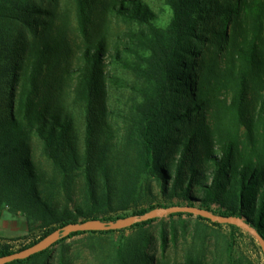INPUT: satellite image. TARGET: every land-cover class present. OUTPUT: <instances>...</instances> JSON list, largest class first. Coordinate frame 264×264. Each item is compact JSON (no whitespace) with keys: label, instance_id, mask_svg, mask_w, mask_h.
I'll list each match as a JSON object with an SVG mask.
<instances>
[{"label":"trees","instance_id":"obj_1","mask_svg":"<svg viewBox=\"0 0 264 264\" xmlns=\"http://www.w3.org/2000/svg\"><path fill=\"white\" fill-rule=\"evenodd\" d=\"M162 1L164 27L147 0H0V216L41 232L17 252L80 220L175 207L264 240V0ZM114 20L136 29L114 37ZM239 237L172 213L9 264H75L72 239L88 264H255Z\"/></svg>","mask_w":264,"mask_h":264},{"label":"rangeland","instance_id":"obj_2","mask_svg":"<svg viewBox=\"0 0 264 264\" xmlns=\"http://www.w3.org/2000/svg\"><path fill=\"white\" fill-rule=\"evenodd\" d=\"M147 2L149 3L152 10L157 14L159 18V24L163 27L166 26L170 21L171 12L166 7L164 2L162 0H147ZM208 3L210 2L208 1ZM226 3V0H219V6H224L225 8L226 5L224 4ZM211 7L213 8L215 6L211 5ZM223 15L224 13H221L222 17ZM222 19L223 18L221 17L216 18L213 14L212 20H208L206 27L204 28L205 37L208 39H214L217 37L218 32L222 30ZM130 29H136V26H131L130 24L124 23L121 20H114L113 25L111 26V31L114 37H118L119 35L128 32ZM209 49H211V45H209ZM118 75L131 80V78L125 72H118ZM121 93L124 94L125 92ZM143 208H147V204H145ZM130 214L131 213L128 215ZM116 216L118 215H113V217ZM168 216L169 215H166L160 218L166 219ZM239 228L243 233V237H239V248H236L238 253L248 256L255 264H264V251L259 240L248 230L242 227ZM126 234H129V232ZM40 236L41 232L39 230L28 229L26 225V218L23 215L13 213L8 211V209H5L0 216V246H10L13 251L17 252L23 247L31 245ZM68 243L70 244L72 253L77 254L81 252V256L75 260V264H88L87 249L84 246L78 244L77 240L75 239L69 240ZM178 258L181 259V254Z\"/></svg>","mask_w":264,"mask_h":264},{"label":"water","instance_id":"obj_3","mask_svg":"<svg viewBox=\"0 0 264 264\" xmlns=\"http://www.w3.org/2000/svg\"><path fill=\"white\" fill-rule=\"evenodd\" d=\"M172 213H187L193 214L195 216H203L213 222H218L223 225H237L248 230L252 233L260 242L263 251H264V241L261 236L251 228L247 223H245L242 219L236 217H222L215 215L209 211L201 210L197 208H168V209H155L145 215L141 216H129L126 218H121L116 221L104 222L101 220H92L87 222H79L72 223L66 225L60 229H57L52 234L48 235L46 238L36 243L35 245L17 252L15 254L0 257V264H9L15 261H21L31 258L32 256L39 254L43 251L48 250L56 243H58L61 239L69 237L73 233L79 232H109V231H120L128 229L135 224L143 223L149 220H153L156 218L164 217L166 215H170Z\"/></svg>","mask_w":264,"mask_h":264}]
</instances>
